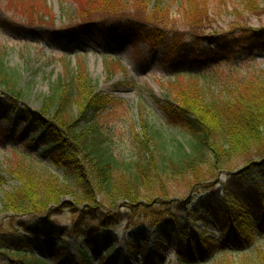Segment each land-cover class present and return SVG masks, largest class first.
Listing matches in <instances>:
<instances>
[{"label":"trees","instance_id":"1","mask_svg":"<svg viewBox=\"0 0 264 264\" xmlns=\"http://www.w3.org/2000/svg\"><path fill=\"white\" fill-rule=\"evenodd\" d=\"M89 1L97 3L85 2L93 5L87 7L100 9L90 16L64 6L72 19L71 25L55 32L54 41L77 42L95 32L93 25L98 22L101 29L97 32L108 40L118 39L115 42L121 47L135 42L148 45L153 54L167 60L175 76H180L185 66L204 68L233 63L234 56L242 60L264 54V27L255 29L233 24L227 31L199 35L171 28L157 17L160 12L167 16L173 9L186 27L210 28V22L209 27L205 23L213 9L205 0H172L171 8L163 7L161 1L155 4V12L145 10L135 16L128 6L148 5L151 0ZM221 3H217L218 9L223 8ZM231 8L234 12L242 10L254 15L264 8V0H237L231 3ZM234 70L235 67L225 75L211 72L201 77L189 76L196 80L194 85L174 88L172 101H156L166 124L186 133L187 141L185 145L168 141L144 117L141 133L132 138L136 154L131 160L118 159L93 131L94 120L110 101L94 93L83 71L68 78L66 83L58 81L43 97L39 118L33 125V116L28 112L21 111L18 120L28 125L31 132L43 130L42 152L62 167L63 178L35 166L12 170L19 187L5 194L1 213L37 218L38 223L33 226L24 223L17 226L32 240L40 238L47 252L56 259L70 255L67 249L55 246L57 241L65 242L64 237L70 233L60 236L52 228L51 217L66 210L73 218L71 233L78 238L81 237L78 229L85 221L98 222L109 230L121 221L147 220L156 229L159 249L153 257L154 264H161L168 252H174L177 264H205L225 251L243 253L242 264H264V250L257 244L264 239V185L261 183L264 181V70L256 69L252 75L239 77H235ZM213 81H219L218 87H213ZM18 82L17 74L7 70L0 57V87L15 103L14 107L10 102L0 105V121L8 122L11 115L17 114V102L24 96ZM74 109L76 113L72 116ZM20 135L26 143L24 133ZM255 160L263 163L258 165ZM239 166L246 168L236 173L234 169ZM224 171L229 178L219 197L209 183ZM183 177L190 191H203L200 194L204 195L188 204L167 201V193L159 190L164 187V180ZM250 186H256V190L249 191ZM65 197H70L72 203L62 205ZM120 202L125 203L126 213L133 212L131 216L124 215L123 207L118 206ZM180 208L188 216L199 214L197 220L203 228L215 226L220 238L215 241L214 238L206 240L203 235H186L173 215V210ZM6 223L9 231L14 229V220L7 219ZM253 230L258 235H252ZM93 232L87 233L77 249L80 264H90L94 257L108 256L116 244L109 232L101 237ZM7 237L0 238V252L11 263L16 260L22 264H43L40 259L29 257L23 239L16 240L12 233ZM133 237L136 245L132 250L139 251L143 263L148 264V237L144 229L134 232ZM112 264L120 263L115 258Z\"/></svg>","mask_w":264,"mask_h":264},{"label":"rangeland","instance_id":"2","mask_svg":"<svg viewBox=\"0 0 264 264\" xmlns=\"http://www.w3.org/2000/svg\"><path fill=\"white\" fill-rule=\"evenodd\" d=\"M161 1L163 7L171 8L173 5L172 0H151L148 5L144 3L136 6L129 5L128 8L133 10L134 16L145 10L151 13L155 4ZM205 1L213 9L210 10L208 21L205 23L207 25L210 22V28L206 27L203 30L198 28L199 31L192 26L186 27L179 22V17L172 12L173 9L169 14L166 13L167 16L160 12L157 17L161 19L160 21L169 24L171 28L192 31L199 35H208L215 30V32L227 31L233 24L255 29L264 27V8L254 15L242 10L235 11V13L231 8V3H235L237 0ZM85 2L97 3L89 0L82 2L80 0H0V57L6 69L17 74L19 87L24 91L23 99L17 102V114L11 115L9 122H0V233L4 232L0 238L8 239L7 235L12 233L16 240L23 239L24 250L30 254L29 257L39 258L43 264L63 262L78 264L77 249L86 238L87 233L93 230L92 234L101 237L108 231L116 240L110 256H104L100 262H97L95 258L91 264H112L115 258H118L119 262L121 260L120 264H143L140 252L135 253L132 250V247L136 245L132 236L134 232L144 229V235L148 236L146 246L148 264H154L152 258L159 249L155 245L156 230L150 227L147 220H143V218H135L131 223L121 221L110 230H105L98 222L85 221L78 229V234L81 236L78 238L71 233L73 218L68 211L64 210L51 217V225L55 231L59 232L60 236L70 233L69 237H64L65 242L56 240L57 244H55V246L67 249L70 255L57 260L47 253L42 240L39 238L31 240L23 232V228L17 226L18 223L33 226L38 223L37 218L7 216L1 213L5 194L12 193L15 188L19 187V183L11 174L12 170L35 166L45 169L61 180L63 178L62 167L51 162L39 146L43 130L32 132V134L25 133L28 126L18 121V117H21L19 114H22L21 111L31 114L33 116L31 124L33 125L37 117L39 118L41 101L49 94L51 87L58 81L66 83L68 78L83 71L94 93L110 101L109 106L96 122L94 120L93 131L103 141L102 144L111 148L118 159L131 160L136 154L132 138L141 133V120L144 117L150 125L160 130L168 141L174 140L181 144L187 141L186 133L166 124L157 108L156 101H172L175 95L174 88L194 85L196 80L189 76L201 77L211 72L225 75L234 67L235 77L244 74L252 75L256 69L264 70V54H254L251 58L242 60H239L241 58L238 56H234L233 63H219L204 68L185 66L183 73L179 74L180 76H175L171 66L167 64V60H163L158 54H153V50L148 45L135 42L121 47L96 34L101 29L98 22L93 25L95 32L88 38H81L74 44L63 43V40L60 39L54 41L55 32L67 29L71 25L70 20L72 19H69L64 6L71 10H77L78 14L86 13L89 16L92 14L91 12L100 10L98 7L96 9L87 7L88 4ZM218 2H222L220 5L223 8H217ZM213 5H215L214 8ZM202 24L203 22L200 25ZM218 83L219 81H213V87H218ZM9 102L14 107L15 103L0 87V105ZM74 113H76L75 109L72 111V116ZM20 132L26 134V143L30 142L31 148L23 142ZM254 162L258 165L263 163L261 160ZM245 168L244 166L235 167L234 171L239 173ZM228 176L227 172H220L209 183L213 186L214 194L219 197H222L221 189L227 182ZM184 179L186 177L175 179V181L164 180V187L159 190L167 193L169 198L167 201L171 203L181 201L188 204L189 201L196 202L204 195L200 194L203 193L202 190V192L190 191ZM261 183L264 185L263 181ZM248 189L252 192L256 190V186H250ZM217 190L218 193H215ZM65 203H72L70 197L63 198L61 204ZM118 206L121 208L125 206V203L120 202ZM188 209L190 210L191 206ZM121 211L126 216L133 214L130 211L126 213L124 207L121 208ZM173 211V215L180 222L186 235L194 234L196 237L203 235L206 240L220 238L215 226L210 225L203 228L202 222L197 220L199 214L194 217L188 216L181 208L178 211ZM7 219L14 220V229L11 231H9V227L6 228ZM214 232L215 235H213ZM251 234L258 235V232L253 230ZM140 244L141 242H139ZM257 244L261 245L264 250V239ZM243 257L241 252L225 251L214 255L205 264H242ZM0 264L22 263L16 260L11 263L0 252ZM161 264H177L175 254H167Z\"/></svg>","mask_w":264,"mask_h":264}]
</instances>
